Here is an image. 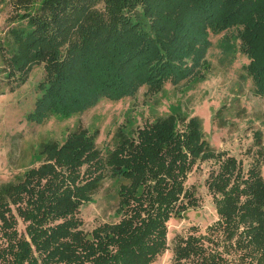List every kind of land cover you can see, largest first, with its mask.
Wrapping results in <instances>:
<instances>
[{
	"label": "trees",
	"instance_id": "obj_1",
	"mask_svg": "<svg viewBox=\"0 0 264 264\" xmlns=\"http://www.w3.org/2000/svg\"><path fill=\"white\" fill-rule=\"evenodd\" d=\"M0 12V96L28 83L34 125L204 81L214 49L237 68L241 93L246 84L264 97V0H0ZM247 116L232 98L212 126L228 133ZM65 131L42 136L31 165L0 183V264H153L169 249V222L198 206L187 181L208 162L217 220L177 235L172 264H264V130L247 165L182 110L128 118L105 147L79 120ZM100 200L113 220L88 230L82 209Z\"/></svg>",
	"mask_w": 264,
	"mask_h": 264
},
{
	"label": "rangeland",
	"instance_id": "obj_2",
	"mask_svg": "<svg viewBox=\"0 0 264 264\" xmlns=\"http://www.w3.org/2000/svg\"><path fill=\"white\" fill-rule=\"evenodd\" d=\"M5 23V14L0 12V36ZM216 50L210 51L211 67L204 81H191L181 87H168L159 94H145L146 89L133 98L121 101L102 100L83 115L69 120H53L44 125H34L26 115L33 109L35 93L29 84L14 94L0 96V183L7 182L23 173L31 165L33 153L42 136L61 140L65 128L74 129L79 120L91 132L99 131L98 142L107 146L118 127L130 118L143 125L147 119L170 114L177 110L190 116H199L204 122V132L211 145L219 151L242 158L244 164L251 162L247 149L251 146L254 133L264 130V97L254 96L244 84L242 93L237 68L226 69L216 58ZM39 73V69L35 70ZM34 72V73H35ZM34 73L31 80H35ZM240 98L247 108L248 116L239 121L227 133L212 126V116L232 98ZM213 163H202L190 173L187 187L198 198V206L190 208L183 218L169 222V249L153 264H172V247L177 235L188 233L193 226L205 232L217 220L212 195L206 186ZM38 165V164H37ZM264 175V168H263ZM85 228L91 230L96 224L112 221V210L101 200L86 205L83 209Z\"/></svg>",
	"mask_w": 264,
	"mask_h": 264
}]
</instances>
